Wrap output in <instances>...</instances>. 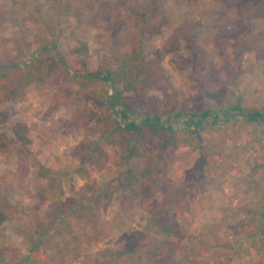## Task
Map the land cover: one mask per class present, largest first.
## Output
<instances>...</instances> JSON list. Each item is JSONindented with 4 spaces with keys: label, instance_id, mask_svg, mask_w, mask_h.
<instances>
[{
    "label": "rangeland",
    "instance_id": "1",
    "mask_svg": "<svg viewBox=\"0 0 264 264\" xmlns=\"http://www.w3.org/2000/svg\"><path fill=\"white\" fill-rule=\"evenodd\" d=\"M132 1L0 0V118L7 113L0 123V194L23 209L0 227V264H264V121L221 114L216 125L210 117L194 130L185 122L189 112L220 113L227 105L264 113V7L246 23L238 14L239 5L264 0H152L156 9L146 21L130 15ZM228 22L239 25L240 39L218 36ZM185 31L173 49L177 41L169 40ZM140 41L159 67L134 103L158 113L180 141L164 152L143 126L134 142L160 153L162 185L143 187L144 203L125 207L115 195L105 205L97 201L103 189L137 164L123 158L131 133L117 127L125 122L110 107V83L97 79L90 88L97 98L88 101L79 98L83 90L70 69L31 84L16 100L4 98L1 84L13 77V66L25 67L46 47L130 49ZM16 131L31 138L37 156L27 172ZM42 165L50 177L38 174ZM170 195L180 197L171 215L187 234L171 237L175 256L155 263L145 248H132L137 232L166 237L151 214ZM54 201L65 209L56 222Z\"/></svg>",
    "mask_w": 264,
    "mask_h": 264
},
{
    "label": "trees",
    "instance_id": "2",
    "mask_svg": "<svg viewBox=\"0 0 264 264\" xmlns=\"http://www.w3.org/2000/svg\"><path fill=\"white\" fill-rule=\"evenodd\" d=\"M262 7L264 6L247 2L239 5L240 20L245 23L248 22ZM155 9L152 0H133L129 12L131 16L146 21ZM188 35L189 33L185 31L181 36L175 35L174 40L170 39L169 41H177L174 43L173 49L177 48L179 41L186 39ZM218 36H227L238 40L242 37V33L239 25L228 22L219 25ZM46 50H48L47 47L38 52L37 56L25 67L16 64L11 68L13 77L1 84L4 98L6 100L21 98L26 88L31 84L50 80L57 76L63 68L67 72L69 69L73 71V75H71V71L68 73L83 90L79 98L88 101L97 98V93L90 88L97 79L103 76V80L109 82L114 90L112 99H110V107L125 122L124 127L118 124L117 127L124 132L131 133L124 146L127 153L123 155V158L127 159L129 164L133 161L137 164L127 165L117 176L113 187H105L97 201L108 205L116 195L122 200L125 207H132L138 201L144 203L146 197L142 195V188L147 185L155 187L162 185V177H160L162 170L161 158L160 153L151 155L142 150L136 142L137 139L134 142L135 135L141 136L142 127H149L157 137L160 150L164 152H170L178 146L180 141L177 130L170 123L165 124L158 113L150 114L140 111L134 103V97L141 93V90H146L152 85L158 71L159 59H148L141 41L133 44L130 49L104 47L98 51H91L88 43L82 42L79 46L70 47L66 50L57 48L55 53ZM73 55H76V58H71ZM3 68V66H0V70H3ZM1 75L4 76L6 73ZM118 107H120V110H118ZM221 114L228 116L240 114L246 116L249 121H264L263 112L246 110L236 104L222 107L220 113H214L212 109L189 112L185 121L186 129L202 128L206 119L210 117L214 121L209 125H216ZM2 115L3 118H0V123L7 118L6 112L2 111ZM136 119H139V122ZM15 134L21 142L17 147V155L21 162L20 169L27 172L29 171V164L37 159L36 153L30 148L32 140L24 133L16 131ZM38 174L41 177H50L51 171L42 165ZM179 198L178 195L166 197L165 202L154 209L151 214V220L159 225L160 230L166 237L159 240L149 234L137 232V242L132 250L138 247L145 248L152 254L155 263H161L164 256L168 258L175 256L177 243L173 242L171 237L183 239L187 234L186 229L171 215V208ZM22 212L21 206L12 202L8 196L0 194V227L5 222L14 220ZM64 213V207L58 201H54L52 203V222H56Z\"/></svg>",
    "mask_w": 264,
    "mask_h": 264
},
{
    "label": "crops",
    "instance_id": "3",
    "mask_svg": "<svg viewBox=\"0 0 264 264\" xmlns=\"http://www.w3.org/2000/svg\"><path fill=\"white\" fill-rule=\"evenodd\" d=\"M215 184H216V183H215ZM215 199H216V197H215ZM216 202H219V199H217V201H215V203H216ZM223 203H224V201H223ZM218 204H219V203H218ZM226 204H227V203H226ZM226 204H225V205H226ZM215 205H217V204H215ZM219 206H220V205H219ZM227 206H228V204H227ZM256 206H257V204H256ZM233 214H234V215H232V216H233V217H236L235 212H234ZM243 216H246V215H243ZM247 216H248V217H251V215H247ZM233 217H232V218H233ZM241 218H242V217H241ZM217 219H218V218H217ZM217 219H215V220H217ZM226 219H227V218H226ZM226 219H225V221H226ZM233 219H234V218H233ZM250 219L252 220V218H250ZM227 220H228V219H227Z\"/></svg>",
    "mask_w": 264,
    "mask_h": 264
}]
</instances>
